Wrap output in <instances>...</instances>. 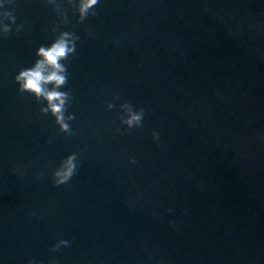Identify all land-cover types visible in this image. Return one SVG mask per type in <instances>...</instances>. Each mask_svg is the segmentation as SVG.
Masks as SVG:
<instances>
[{"label": "water", "instance_id": "water-1", "mask_svg": "<svg viewBox=\"0 0 264 264\" xmlns=\"http://www.w3.org/2000/svg\"><path fill=\"white\" fill-rule=\"evenodd\" d=\"M56 2L69 23L46 0L0 7V264H182L264 0H100L82 23ZM4 12L16 18L6 37ZM61 31L78 37L59 89L71 135L15 81ZM126 101L144 109L142 127L120 123ZM72 153L75 175L54 185ZM61 239L70 245L51 252Z\"/></svg>", "mask_w": 264, "mask_h": 264}, {"label": "clouds", "instance_id": "clouds-1", "mask_svg": "<svg viewBox=\"0 0 264 264\" xmlns=\"http://www.w3.org/2000/svg\"><path fill=\"white\" fill-rule=\"evenodd\" d=\"M8 3H12L13 0H7ZM48 4H51L54 11L60 16V21L64 24L69 23L65 10L56 0H46ZM100 0H67L69 7H73L76 10L78 21L84 22L90 15H96L95 8L99 4ZM3 2H0V7H3ZM3 17L10 20V24L2 25V34L7 36L11 30V25L15 23V16L11 12H4ZM2 24V21H0ZM17 26V31L20 30ZM56 29L53 28V32ZM78 37L75 33L61 31L50 46H40L35 55L39 57L32 67L24 68L19 71L15 76V81L19 85V92L21 95L29 93L36 98L37 101L43 99L47 102L46 107H41L40 112L42 114H48L49 112L55 118V123L59 125V132L72 134V130L68 121L75 119L74 115H68L65 117L67 111L66 105H69L71 100L70 92L60 91L61 87H64L68 83L67 65L63 63L67 61L69 56L75 53L76 41ZM48 85L52 87L49 88ZM119 99L120 97H114ZM115 107L114 104L109 103L107 108L111 110ZM121 107L126 110V116H120V123L126 126L128 129L142 127L143 117L145 115L144 109H136L129 102H124ZM119 131V129H117ZM153 140L159 139L157 132L152 133ZM78 156L76 153H72L64 158L60 167L57 168L54 173V185L59 186L68 183L75 175L78 164ZM135 163V160L130 161ZM68 240H58L50 249L51 252H57L61 247H68L70 245ZM29 264H35L30 261ZM50 264H56L55 260Z\"/></svg>", "mask_w": 264, "mask_h": 264}]
</instances>
